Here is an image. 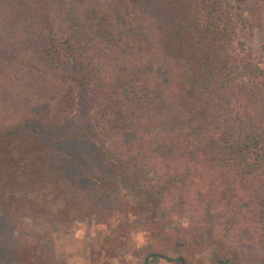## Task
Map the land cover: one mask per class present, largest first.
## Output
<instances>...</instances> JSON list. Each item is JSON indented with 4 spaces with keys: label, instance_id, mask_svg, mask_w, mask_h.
Instances as JSON below:
<instances>
[{
    "label": "trees",
    "instance_id": "trees-1",
    "mask_svg": "<svg viewBox=\"0 0 264 264\" xmlns=\"http://www.w3.org/2000/svg\"><path fill=\"white\" fill-rule=\"evenodd\" d=\"M251 7L264 18V0H0L5 212L40 217L46 245L90 205L88 173L42 146L74 127L93 161L147 168L199 223L264 227V37L256 52L243 37ZM160 257L185 260L149 250L146 264Z\"/></svg>",
    "mask_w": 264,
    "mask_h": 264
},
{
    "label": "rangeland",
    "instance_id": "rangeland-1",
    "mask_svg": "<svg viewBox=\"0 0 264 264\" xmlns=\"http://www.w3.org/2000/svg\"><path fill=\"white\" fill-rule=\"evenodd\" d=\"M250 9L251 27L243 37L256 52L264 37V18L257 8ZM2 128L0 124V137L5 135ZM76 129L46 131L42 146L45 159L53 165L88 173L89 181L82 180V186L91 206L79 218H70L64 227L51 231L48 244L43 245L37 235L40 217L5 212L6 202L0 203V264H146L149 250L171 258L181 255L184 264H219L216 253L236 264H264L260 242L264 227L229 225L225 214L205 225L199 223L198 212L183 207L177 193L161 195L151 188L157 179L147 176V168L134 173L119 162L122 169L118 171L112 165L116 172L93 161L89 144ZM102 148L109 156L116 154L112 141ZM243 226L244 230L239 229ZM149 264L178 263L160 257Z\"/></svg>",
    "mask_w": 264,
    "mask_h": 264
}]
</instances>
